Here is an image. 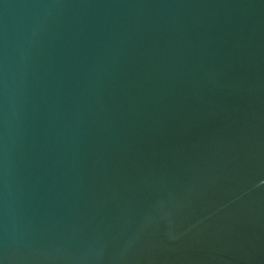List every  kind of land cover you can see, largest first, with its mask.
I'll return each instance as SVG.
<instances>
[{
	"label": "water",
	"instance_id": "1",
	"mask_svg": "<svg viewBox=\"0 0 264 264\" xmlns=\"http://www.w3.org/2000/svg\"><path fill=\"white\" fill-rule=\"evenodd\" d=\"M0 264H264V0H0Z\"/></svg>",
	"mask_w": 264,
	"mask_h": 264
}]
</instances>
